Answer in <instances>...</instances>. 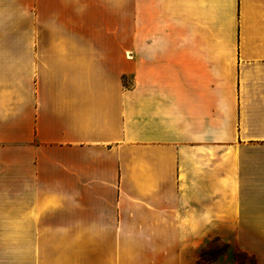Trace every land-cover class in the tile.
Instances as JSON below:
<instances>
[{"label": "crops", "instance_id": "0c3cea01", "mask_svg": "<svg viewBox=\"0 0 264 264\" xmlns=\"http://www.w3.org/2000/svg\"><path fill=\"white\" fill-rule=\"evenodd\" d=\"M174 223L264 239V0H0V224L40 241L23 264H178L89 251Z\"/></svg>", "mask_w": 264, "mask_h": 264}, {"label": "rangeland", "instance_id": "374dc122", "mask_svg": "<svg viewBox=\"0 0 264 264\" xmlns=\"http://www.w3.org/2000/svg\"><path fill=\"white\" fill-rule=\"evenodd\" d=\"M129 39H133V33H128ZM189 228L181 223L127 224L126 238L95 240L94 249L89 251H175L181 259L178 264H264V239L244 237L231 225ZM10 235L7 225L0 224V264H23V251L28 257L29 251L39 248L40 241ZM194 258L196 261H192Z\"/></svg>", "mask_w": 264, "mask_h": 264}]
</instances>
